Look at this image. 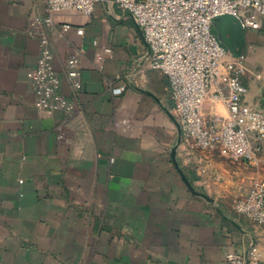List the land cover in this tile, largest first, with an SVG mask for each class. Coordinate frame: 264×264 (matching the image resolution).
I'll list each match as a JSON object with an SVG mask.
<instances>
[{
  "label": "crops",
  "instance_id": "crops-1",
  "mask_svg": "<svg viewBox=\"0 0 264 264\" xmlns=\"http://www.w3.org/2000/svg\"><path fill=\"white\" fill-rule=\"evenodd\" d=\"M47 15L44 0H0V264H225L250 247L264 264V225L232 210L255 169L219 152L197 172L180 162L169 84L131 15L102 1L30 28ZM38 33L72 115L34 106ZM247 48L245 99L264 108V29L244 30ZM79 51L75 89L66 62Z\"/></svg>",
  "mask_w": 264,
  "mask_h": 264
},
{
  "label": "built area",
  "instance_id": "built-area-1",
  "mask_svg": "<svg viewBox=\"0 0 264 264\" xmlns=\"http://www.w3.org/2000/svg\"><path fill=\"white\" fill-rule=\"evenodd\" d=\"M102 1L131 15L148 46L150 68L168 81L171 116L180 130L176 148L180 162L197 172L195 164L201 162L202 153L219 152L255 170L263 168L264 108L246 102L240 55L234 57L221 44L213 24L216 18L229 15L243 30H263L264 0H44L48 15L35 18L29 26L50 27L51 15L64 11L90 16ZM37 38L39 57L27 73L34 106L49 114L72 115L76 104L61 93L48 37L38 33ZM79 55L80 51L66 62V74L75 89L81 86ZM124 91L125 86L112 90L116 95ZM232 210L264 225V177L254 175L242 184L233 196ZM257 263L254 247L225 255V264Z\"/></svg>",
  "mask_w": 264,
  "mask_h": 264
},
{
  "label": "water",
  "instance_id": "water-1",
  "mask_svg": "<svg viewBox=\"0 0 264 264\" xmlns=\"http://www.w3.org/2000/svg\"><path fill=\"white\" fill-rule=\"evenodd\" d=\"M213 30L215 31L216 36L218 37L219 41L222 45L234 56L238 57L242 51L244 46V30L241 27L238 20L234 17L225 15L216 18L213 24ZM178 132L180 136L179 126ZM179 141V138H178ZM178 144V142H177ZM177 148V145H176ZM176 151V150H175ZM184 181L189 186L191 192L194 195L200 196L207 201H212L207 195L196 192L188 183L186 178L183 176Z\"/></svg>",
  "mask_w": 264,
  "mask_h": 264
},
{
  "label": "rangeland",
  "instance_id": "rangeland-1",
  "mask_svg": "<svg viewBox=\"0 0 264 264\" xmlns=\"http://www.w3.org/2000/svg\"><path fill=\"white\" fill-rule=\"evenodd\" d=\"M247 50H248V48L244 50L243 54L240 53V58L242 60V64H243V67H244L243 75H245V76L251 75L252 77H254L255 73L252 72V70L250 69V67L248 66V63H247V57H246ZM256 74H260V73H256ZM243 75H242V77H243ZM256 171L257 170H255L254 175L258 173ZM261 173H263V171H261ZM255 176H257V175H255ZM261 177H263V176H261Z\"/></svg>",
  "mask_w": 264,
  "mask_h": 264
},
{
  "label": "trees",
  "instance_id": "trees-1",
  "mask_svg": "<svg viewBox=\"0 0 264 264\" xmlns=\"http://www.w3.org/2000/svg\"><path fill=\"white\" fill-rule=\"evenodd\" d=\"M214 32V31H213Z\"/></svg>",
  "mask_w": 264,
  "mask_h": 264
}]
</instances>
